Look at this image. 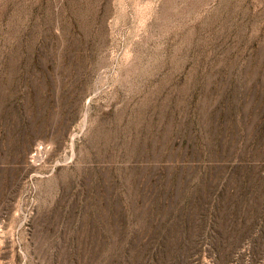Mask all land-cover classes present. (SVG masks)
I'll return each instance as SVG.
<instances>
[{"label": "rangeland", "instance_id": "rangeland-1", "mask_svg": "<svg viewBox=\"0 0 264 264\" xmlns=\"http://www.w3.org/2000/svg\"><path fill=\"white\" fill-rule=\"evenodd\" d=\"M0 264H264V0H0Z\"/></svg>", "mask_w": 264, "mask_h": 264}, {"label": "bare ground", "instance_id": "bare-ground-1", "mask_svg": "<svg viewBox=\"0 0 264 264\" xmlns=\"http://www.w3.org/2000/svg\"><path fill=\"white\" fill-rule=\"evenodd\" d=\"M40 150L39 149H36V152H39Z\"/></svg>", "mask_w": 264, "mask_h": 264}]
</instances>
